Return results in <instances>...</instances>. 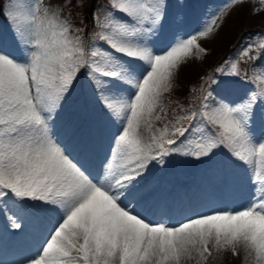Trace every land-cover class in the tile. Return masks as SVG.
I'll use <instances>...</instances> for the list:
<instances>
[{
    "label": "snow or ice",
    "instance_id": "1",
    "mask_svg": "<svg viewBox=\"0 0 264 264\" xmlns=\"http://www.w3.org/2000/svg\"><path fill=\"white\" fill-rule=\"evenodd\" d=\"M66 4L6 0L8 35L0 33V215L17 230L27 218L47 221L23 264H207L214 251L241 248L246 264H264V138L253 133L264 120V65L254 64L251 75L241 68L264 60V39L202 78L198 109H172L169 117L165 95L182 65L206 55L199 41L218 31L225 9L187 38L177 13L178 34L159 49L167 0H108L93 14L87 41L85 28L63 15ZM254 7L264 10V0ZM230 77L247 86L236 99L223 94L233 88ZM78 88L83 105L100 115L89 133L65 123L80 148L74 154L56 129ZM106 122L116 132L93 171L87 153ZM155 122L164 127L153 131ZM218 152L226 157L218 168L225 185L230 165L247 173L251 191L240 209L193 212L176 223L149 218L138 186L149 165Z\"/></svg>",
    "mask_w": 264,
    "mask_h": 264
},
{
    "label": "rangeland",
    "instance_id": "2",
    "mask_svg": "<svg viewBox=\"0 0 264 264\" xmlns=\"http://www.w3.org/2000/svg\"><path fill=\"white\" fill-rule=\"evenodd\" d=\"M45 3L63 6L66 4V0H45ZM106 3L108 4V0ZM167 4L168 20L159 39L155 41V45L159 49L166 46L170 35L178 34V30L172 23V19L177 13H180L184 20L179 29V35L187 38L198 32L213 15L219 14L222 9H225V14L218 21L220 25L218 31L211 38H201L199 41L206 49V55L201 59L190 60L187 64L182 65L176 75L173 90L165 95L164 104L167 106L169 117H171L172 109L176 110L174 105L178 103V100L182 102L184 95L191 98L190 95L200 91L201 86L192 80L194 77L207 78L209 75H218L214 70L223 61L236 60L242 49L249 44L260 42V40L254 39L255 42L242 40L243 42L239 43L238 37L240 35L242 38L246 34L242 31V24L246 22L245 25H248L252 19L258 18L261 10L254 7L258 4V0H246L240 7L227 9L225 6L229 4V0H167ZM5 5L6 0H0V15L4 19H6L4 13L9 10ZM87 6L88 2L85 0H71V3H67L63 8L64 16L68 17L74 24L85 28V41L87 31L92 28V21L81 24V21H84V9ZM106 6L104 3L99 4L97 12L102 13ZM6 26L8 28V25ZM0 33L5 36L8 35L1 22ZM230 49L231 53L228 55L227 51ZM11 50L16 52L18 56L20 55V52L15 48ZM254 64L257 66L264 65V60L242 63L241 68H246L251 75ZM257 70L259 69L257 68ZM229 79L235 83L230 93L223 94L228 95L230 99H236L237 95L246 91L247 86L238 77H230ZM195 84L200 88L197 89ZM188 108L190 106L184 109ZM99 115L98 108L83 105V98L78 88L77 92L74 93L72 103L61 114L56 129L65 144L68 145L69 150L74 154L79 153L80 148L71 135L65 134V123L72 120L82 131L89 133L94 129L95 121ZM163 127L162 122H155L153 131ZM115 132L116 127L106 122L103 132L93 135L91 148L86 157L91 170L96 171L97 164L109 154L111 139ZM253 133L258 139L264 138V120L257 118ZM144 135L148 138L150 134L145 132ZM225 159L223 152H218L212 160L205 158L202 161H197L191 157L173 155L167 158L168 163L164 167L155 163L149 165L148 171L138 181V186L146 194V201L142 204L143 208L148 209L146 214L154 221L163 220L166 223H176L193 212L207 211L212 208L240 209L249 198L251 185L248 183L245 170L231 165L228 168V182L225 185L218 171L219 162ZM167 169L170 172L164 174V177L161 176ZM165 176L170 180L168 181ZM1 219L7 223L12 233L3 236L0 230V250L2 249L4 252L0 254V257L7 261L5 264H23L22 261L26 257L35 253L38 242L42 239L44 224L47 221L42 223L40 220L27 218L24 221V228L17 230L11 228L4 215H0ZM238 252L239 255H233L231 251L221 253L214 251L207 264H246L244 250L241 248L238 249ZM15 260L21 262H14ZM187 264H195V261H188Z\"/></svg>",
    "mask_w": 264,
    "mask_h": 264
},
{
    "label": "trees",
    "instance_id": "3",
    "mask_svg": "<svg viewBox=\"0 0 264 264\" xmlns=\"http://www.w3.org/2000/svg\"><path fill=\"white\" fill-rule=\"evenodd\" d=\"M85 1L88 2V6L84 9V21H85V24H87V22L90 20V18L94 14L95 8L97 7L98 3L102 0H85ZM260 12L261 13H260L259 17L258 18L255 17L254 19H252V21H250L248 23V25H245L246 22H244L242 24V31L246 32V34L243 35L242 38L239 35V37H238V39L240 41L239 43H241L243 41L255 42L254 39L256 41L264 39V10H261ZM244 20H245V18H244ZM246 36H248V37H246ZM192 80L194 81V83L196 82V84H198V85H200V83H201V79L199 78V76H198V78L194 77ZM196 84H195V86H197ZM197 89H199V87ZM190 96H191V98H188L187 95H184L183 96L184 100L182 102H179L180 100H178V103H176V105H174V108H176L177 113H179V110L181 107L185 108L186 106L189 105L190 102L197 100V94L190 95Z\"/></svg>",
    "mask_w": 264,
    "mask_h": 264
},
{
    "label": "bare ground",
    "instance_id": "4",
    "mask_svg": "<svg viewBox=\"0 0 264 264\" xmlns=\"http://www.w3.org/2000/svg\"><path fill=\"white\" fill-rule=\"evenodd\" d=\"M168 172H170L168 169L165 171V172H163V174L161 175V176H163L164 177V174L166 175ZM166 177V176H165ZM171 178V177H170ZM166 179L169 181L170 179L168 178V177H166ZM14 262H21V261H19V260H15ZM22 263H23V261H22ZM13 264H16V263H13Z\"/></svg>",
    "mask_w": 264,
    "mask_h": 264
}]
</instances>
